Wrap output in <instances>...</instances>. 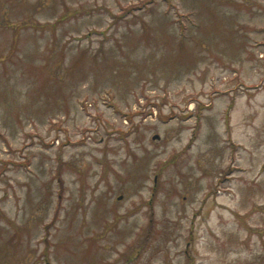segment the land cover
<instances>
[{
  "label": "rangeland",
  "instance_id": "374dc122",
  "mask_svg": "<svg viewBox=\"0 0 264 264\" xmlns=\"http://www.w3.org/2000/svg\"><path fill=\"white\" fill-rule=\"evenodd\" d=\"M0 264H264V0H0Z\"/></svg>",
  "mask_w": 264,
  "mask_h": 264
},
{
  "label": "water",
  "instance_id": "95a60500",
  "mask_svg": "<svg viewBox=\"0 0 264 264\" xmlns=\"http://www.w3.org/2000/svg\"><path fill=\"white\" fill-rule=\"evenodd\" d=\"M154 138H160V136L159 135H156V136H154ZM122 196H120L119 198H121Z\"/></svg>",
  "mask_w": 264,
  "mask_h": 264
}]
</instances>
